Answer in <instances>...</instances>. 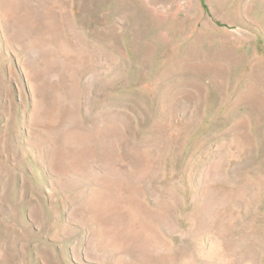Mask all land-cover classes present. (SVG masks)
<instances>
[{"label":"rangeland","instance_id":"rangeland-1","mask_svg":"<svg viewBox=\"0 0 264 264\" xmlns=\"http://www.w3.org/2000/svg\"><path fill=\"white\" fill-rule=\"evenodd\" d=\"M0 264H264V0H0Z\"/></svg>","mask_w":264,"mask_h":264}]
</instances>
